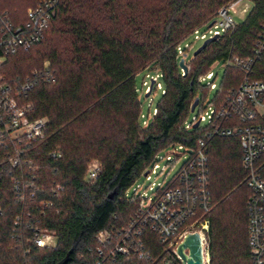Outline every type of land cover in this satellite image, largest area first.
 Instances as JSON below:
<instances>
[{
	"label": "trees",
	"instance_id": "trees-1",
	"mask_svg": "<svg viewBox=\"0 0 264 264\" xmlns=\"http://www.w3.org/2000/svg\"><path fill=\"white\" fill-rule=\"evenodd\" d=\"M39 1L0 0V11L23 24L27 8ZM232 1L60 0L43 40L0 65L2 82L19 83L42 72L45 62L53 77L40 78L23 99L33 105L31 118L48 120L46 137L26 153L32 170L12 168L8 146H0V264L91 262L94 234L127 223L139 198L130 200L126 192L156 155L173 145L196 148L200 139L208 155L214 204L207 215L209 264H251L245 208L249 190L243 183L239 140L212 136L210 126L185 130L184 122L196 97L200 105L205 102L210 88L199 80L210 67L229 55H251L264 27V0H250L253 6L244 21L192 55L185 74L176 52L190 32L213 21ZM151 64L160 71L164 88L151 121L143 125L135 75ZM243 77L241 70L226 67L209 104L220 106ZM252 78L264 79V52L253 65ZM92 160L99 169L89 178ZM21 172L33 175L39 187L24 191V204L12 182ZM56 185L63 189L55 191ZM41 201L51 203L43 214ZM32 227L55 233L56 247L29 243ZM145 234L146 250L158 254L162 246L156 235ZM104 264L147 263L123 257Z\"/></svg>",
	"mask_w": 264,
	"mask_h": 264
},
{
	"label": "built area",
	"instance_id": "built-area-1",
	"mask_svg": "<svg viewBox=\"0 0 264 264\" xmlns=\"http://www.w3.org/2000/svg\"><path fill=\"white\" fill-rule=\"evenodd\" d=\"M59 1L40 0L27 8L23 24H14L6 11H0V65L5 63L10 55L27 51L43 40ZM233 5L234 3H231L221 7L216 18L210 22L211 25L203 24L210 34L209 37L218 38L236 25L230 14ZM201 26H197L188 35L194 34L195 40L207 39L205 33L199 34ZM180 43L176 48L177 58H183L187 64L190 45H185L183 50ZM263 52L264 27L250 56L242 58L229 55L223 60L225 68L239 69L244 77L235 89L229 91L220 106L210 105L205 124L210 126V135L237 137L240 143L241 168L245 172L243 183L249 190L245 208L251 264H264V79L252 78L253 65ZM212 77V72L208 71L199 81L206 80L205 85L211 90L215 84L207 80ZM40 78L44 81L53 80L48 72V63L42 72L34 71L19 83L2 82L3 78L0 77V146L3 144L8 146L6 157L12 168L18 167L22 170L23 167H27V170H32L26 153L35 143L46 137L47 118H31L33 105L23 101L24 96L33 89ZM203 120L204 116L192 117L190 121L184 122V129H193L197 122L198 126H201ZM142 123L147 125L148 122L144 120ZM171 148L175 157L180 156L177 154V148L189 152L186 161L170 179L158 184L152 196L139 192L141 186L135 185L137 179L135 180L130 187L133 193L127 195L130 188L126 192V197L130 200L139 198L134 214L124 226H111L94 234L95 259L91 262L85 260L84 264L115 263L123 257H137L147 264H166L167 260L171 261L169 264H173V258L177 256L174 250L176 245L186 233L196 231L202 238L204 264H209L207 215L214 204L209 190V165L205 142L200 139L196 148L182 145H173ZM159 154L140 176L149 179L150 174L155 172ZM166 159L171 160V157L166 155ZM98 169V162L92 160L87 168L88 177H95ZM33 180V175L25 177L22 172L20 177L12 176L18 200H22L23 204L24 191L34 192L39 188L33 184ZM62 189L60 185L55 187V191ZM50 204L45 201L39 203L41 214ZM148 231L156 235L155 240L162 246L156 255L146 250L145 233ZM28 242L39 248L53 249L56 247L57 239L55 233L49 230L32 227ZM86 251H89V248ZM80 257L83 258L84 255Z\"/></svg>",
	"mask_w": 264,
	"mask_h": 264
},
{
	"label": "rangeland",
	"instance_id": "rangeland-1",
	"mask_svg": "<svg viewBox=\"0 0 264 264\" xmlns=\"http://www.w3.org/2000/svg\"><path fill=\"white\" fill-rule=\"evenodd\" d=\"M143 1L144 3H147L149 0ZM231 3H234V5L232 7V10L230 11V14L232 15L235 23L239 24L244 21L253 4L250 0H234L232 2H229L228 4ZM101 5L102 4L100 3V7ZM244 9H246V11H244ZM102 10L106 11L107 9L102 7ZM198 31L199 34L205 33L206 38L210 36L205 25L201 26ZM204 40L205 39L195 40L194 34H190L180 43V47L183 50H185V45H190V48L188 49V56L186 58L187 60L190 58V56L193 55L194 51L203 43ZM46 63L47 62L44 63V66ZM209 71L212 72L213 77L207 81L213 82L215 84V87L205 93V102H203L201 105L199 104L198 106H196L194 111L190 112L186 119L187 121H190L192 117L204 116L205 120L201 121V126H205V124L207 123V114L211 109L209 102L215 95V92L217 91L225 72L223 61H216L210 67ZM151 79H154L153 90L149 94V96H145ZM200 83L201 85H205L206 80H202ZM135 84L141 104V122H143L144 120L150 122L154 113V109L156 108L157 103L162 96L164 88L160 71L155 67V65H149L148 67L136 73ZM158 84L159 87H157ZM198 95L202 96V92L200 90L198 92ZM188 153L189 152L184 149L177 148V154H180V156L175 157L174 153H172L171 147L160 152L159 157L157 158V167L155 168V172L150 174L149 179L142 175L136 180L135 185L141 186V188H139V192L144 193L146 196H152L159 183H163L166 180L170 179L179 170L180 166L188 158ZM166 155L170 156L171 160H167ZM160 157H163V159H160ZM149 187L152 188L150 189ZM132 193L133 190L130 188L127 195H131ZM170 262V260H167L166 264H169Z\"/></svg>",
	"mask_w": 264,
	"mask_h": 264
},
{
	"label": "water",
	"instance_id": "water-1",
	"mask_svg": "<svg viewBox=\"0 0 264 264\" xmlns=\"http://www.w3.org/2000/svg\"><path fill=\"white\" fill-rule=\"evenodd\" d=\"M211 25V23L209 24ZM217 39V36L209 37L203 41V43L194 51L193 56L201 52L210 42ZM178 66L183 71V74L187 72V64L183 58L178 61ZM154 85V79L150 80V84L145 96H149ZM199 103V97H196L190 106V112H193ZM198 126V122L194 127ZM175 253L180 259L181 264H204L203 256V243L199 232H188L184 235L182 240L176 245Z\"/></svg>",
	"mask_w": 264,
	"mask_h": 264
},
{
	"label": "flooded vegetation",
	"instance_id": "flooded-vegetation-1",
	"mask_svg": "<svg viewBox=\"0 0 264 264\" xmlns=\"http://www.w3.org/2000/svg\"><path fill=\"white\" fill-rule=\"evenodd\" d=\"M174 261H175V264H181V263H180V259H179L178 256H174V258H173V263H174Z\"/></svg>",
	"mask_w": 264,
	"mask_h": 264
}]
</instances>
